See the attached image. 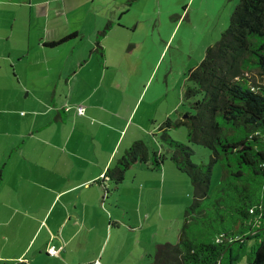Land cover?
I'll use <instances>...</instances> for the list:
<instances>
[{
    "label": "crops",
    "instance_id": "crops-1",
    "mask_svg": "<svg viewBox=\"0 0 264 264\" xmlns=\"http://www.w3.org/2000/svg\"><path fill=\"white\" fill-rule=\"evenodd\" d=\"M128 1L110 15V0H0V264H110L117 220L136 215L141 233L151 219L147 209L140 213L147 193L160 217L163 207L192 200V186L167 159L160 169L132 164L116 188L104 178L119 154L136 140H152L173 111L157 117L154 99L143 104L138 64L119 56L120 41H110L132 24L122 15L136 0ZM77 104L84 115L75 113ZM171 212L167 221L178 241V216ZM154 231L147 234L157 237L155 250L163 239L172 242ZM20 233L28 236L22 246ZM51 246L56 255L48 253Z\"/></svg>",
    "mask_w": 264,
    "mask_h": 264
},
{
    "label": "trees",
    "instance_id": "trees-1",
    "mask_svg": "<svg viewBox=\"0 0 264 264\" xmlns=\"http://www.w3.org/2000/svg\"><path fill=\"white\" fill-rule=\"evenodd\" d=\"M108 27L109 22L98 37ZM94 51L103 58L99 39ZM253 71L261 84L250 79ZM188 79L192 86L184 97L194 99V114L189 121L167 117L158 128L169 153L150 152L143 140H136L104 178L116 188L132 164L160 169L166 159L188 177L192 200L184 209L178 241L158 244L152 264H237L243 244L252 238L256 243L251 255L239 264H264V0H239L228 27L206 48ZM183 124L189 140L210 150L207 165L193 164L191 147L168 135L169 129ZM215 163L221 166V178L211 195Z\"/></svg>",
    "mask_w": 264,
    "mask_h": 264
},
{
    "label": "rangeland",
    "instance_id": "rangeland-1",
    "mask_svg": "<svg viewBox=\"0 0 264 264\" xmlns=\"http://www.w3.org/2000/svg\"><path fill=\"white\" fill-rule=\"evenodd\" d=\"M123 1L110 0V15L111 11ZM238 2L239 0H136L128 7V11L123 12L122 15L132 24L128 29H116L110 35V41L113 39L112 43L116 46L120 41L119 51H117L119 56L124 60L131 58L138 64V69L143 75L141 82L147 89L143 104L154 99L151 107L155 110L157 117H162L170 109L173 111L169 118L173 121H189V116L194 114L195 111L192 108L194 99L184 97L186 88L192 86V82L188 79L189 71L203 59L206 48L219 40L221 33L228 27L231 14ZM2 51L3 47L0 46V55ZM4 70L12 75L8 63L4 65ZM250 79L257 84L263 82L255 71L250 75ZM22 96L25 97V94ZM141 108L143 105L139 109ZM187 133L188 127L185 124L168 130V135L174 141L191 147L193 153L190 159L193 164L207 165L210 150L202 144L189 140ZM144 142L149 151L154 148L164 154L169 153L168 147L160 139L159 130L152 140L147 138ZM120 153H123V150H120ZM121 155L119 154L114 160V164ZM166 162L171 161L167 159ZM180 175L191 187L188 177L184 173ZM220 178L221 166L215 163L210 178L211 195L214 194ZM178 194L176 199H184L181 193ZM146 198L148 205H142L140 213L144 215L142 211L147 209L151 214V219L145 222L144 231L139 233L142 222L139 223L136 215L131 217L130 222L127 221V217L125 220H117L118 229L115 228L112 232L108 244L110 264H149L150 260L147 255H144V250H149V257L153 259L157 237H153L151 233L147 234V231L156 229L157 232L154 231V233L158 234L159 239L160 236L169 235V237L173 236V240L168 243L177 242L173 231L176 226H172L167 221L168 213L172 211L173 215L178 216L177 227L180 228L184 209L190 205L191 200L185 202L187 204L183 208L177 206L166 210L163 207L164 216L160 217L155 214V204H150L154 201V194L147 193ZM180 203L184 205L183 201ZM133 205L134 203L130 201V207ZM21 235L22 233L15 237L18 246L24 245L28 240V236L22 238ZM103 239V237L96 238L99 243ZM107 241L108 236L105 237L103 244L105 245ZM162 241L165 243V239ZM255 243L254 238L245 241L237 264L247 260ZM31 244L32 242L29 246Z\"/></svg>",
    "mask_w": 264,
    "mask_h": 264
},
{
    "label": "built area",
    "instance_id": "built-area-1",
    "mask_svg": "<svg viewBox=\"0 0 264 264\" xmlns=\"http://www.w3.org/2000/svg\"><path fill=\"white\" fill-rule=\"evenodd\" d=\"M65 111H68L69 109H70V107L69 106H64V108H63ZM74 110H75V113L77 114V115H84V111H85V107L83 106V105H81V104H77L75 107H74ZM48 253L50 254V255H56L57 254V250L54 248V246H51V247H49L48 248ZM95 264H99L98 262H95Z\"/></svg>",
    "mask_w": 264,
    "mask_h": 264
}]
</instances>
